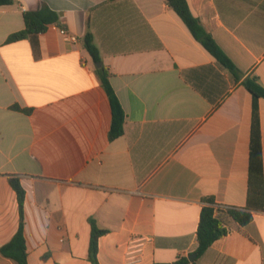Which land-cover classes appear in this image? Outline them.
<instances>
[{
    "label": "crops",
    "instance_id": "crops-1",
    "mask_svg": "<svg viewBox=\"0 0 264 264\" xmlns=\"http://www.w3.org/2000/svg\"><path fill=\"white\" fill-rule=\"evenodd\" d=\"M193 13L246 75L264 86V0H189ZM42 4L77 41L50 25L36 44L8 43L24 12ZM88 32L125 113L109 139L112 109L84 47ZM209 67L208 74L201 69ZM198 71V72H196ZM216 90L219 105L191 82ZM262 178L250 173L252 95L235 85L167 0H14L0 6V248L20 213L9 183L26 191L30 264H264V99L258 101ZM204 199L227 234L200 257ZM228 208L253 215L241 225ZM0 264H16L0 252Z\"/></svg>",
    "mask_w": 264,
    "mask_h": 264
},
{
    "label": "trees",
    "instance_id": "trees-1",
    "mask_svg": "<svg viewBox=\"0 0 264 264\" xmlns=\"http://www.w3.org/2000/svg\"><path fill=\"white\" fill-rule=\"evenodd\" d=\"M14 0H0V6L10 5ZM168 5L182 19L192 36L198 41L204 49H206L216 60L222 70L230 75L235 85L243 86L253 97V110L251 121V141H250V173L251 177L257 174L262 178V133L261 120L258 101L264 99V86L260 83L257 76L246 75L241 71L233 60L218 45L213 36L204 28L200 19L193 13L189 0H167ZM25 29L11 34L7 42L13 43L24 39H30L36 44L39 35L45 33L48 27L53 23L59 22V15L49 6L42 4L35 11L24 12ZM84 47L97 64L102 62L100 52L94 42L91 32H88L84 38ZM209 67L202 68L203 72H207ZM97 75L101 81L102 87L106 91L112 109V123L109 130V139L115 140L124 134L125 113L120 100L112 87L110 81V72L104 66L96 69ZM198 72V71H196ZM187 80L193 84L210 102L219 105L224 96L219 100L216 97V90L212 86L203 84L201 80L195 77V74L189 73ZM9 183L16 192L20 224L17 233L11 241L0 248L1 254L14 261L16 264H30L28 252L26 248V238L24 234L25 218L24 207L26 201V191L19 177L10 176ZM208 205L204 206L201 211L200 221L197 229L198 248L196 255L202 256L210 246L227 234L226 228L223 226L221 219L215 215L219 206L215 204L213 199H204ZM229 215L241 225H247L253 220V215L246 209L228 208ZM91 226V240L89 248V261L92 264H99L98 261V241L102 235L108 231L100 229L96 221L89 219ZM187 258H180L174 263H155V264H188Z\"/></svg>",
    "mask_w": 264,
    "mask_h": 264
},
{
    "label": "built area",
    "instance_id": "built-area-1",
    "mask_svg": "<svg viewBox=\"0 0 264 264\" xmlns=\"http://www.w3.org/2000/svg\"><path fill=\"white\" fill-rule=\"evenodd\" d=\"M51 26L53 27V29H55V30H59V32H60V33H61V34L67 39V40H70V41H72V42H76V41H77L76 36L69 34V32H68L65 28H63L62 26H60L59 24H57V23H53V24H51Z\"/></svg>",
    "mask_w": 264,
    "mask_h": 264
},
{
    "label": "water",
    "instance_id": "water-1",
    "mask_svg": "<svg viewBox=\"0 0 264 264\" xmlns=\"http://www.w3.org/2000/svg\"><path fill=\"white\" fill-rule=\"evenodd\" d=\"M96 67H97V68L102 67V62L97 63V64H96ZM196 257H197V255L190 256V260H193V259L196 258Z\"/></svg>",
    "mask_w": 264,
    "mask_h": 264
}]
</instances>
